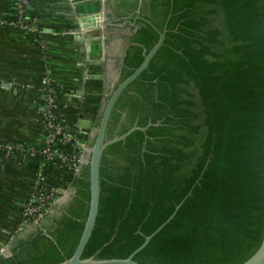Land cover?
Returning a JSON list of instances; mask_svg holds the SVG:
<instances>
[{
    "label": "trees",
    "instance_id": "obj_1",
    "mask_svg": "<svg viewBox=\"0 0 264 264\" xmlns=\"http://www.w3.org/2000/svg\"><path fill=\"white\" fill-rule=\"evenodd\" d=\"M15 1L0 26L23 19L30 27L27 5L19 14ZM129 1L112 9L132 23L114 88L159 32L164 39L111 111L107 139L138 128L103 150L98 212L82 257L126 258L174 213L136 262L237 264L258 246L264 223V0ZM52 85L61 120L64 89ZM16 151L0 155L10 160ZM62 170L71 177L66 201L13 233L0 264L52 263L74 253L89 208V166Z\"/></svg>",
    "mask_w": 264,
    "mask_h": 264
},
{
    "label": "crops",
    "instance_id": "obj_2",
    "mask_svg": "<svg viewBox=\"0 0 264 264\" xmlns=\"http://www.w3.org/2000/svg\"><path fill=\"white\" fill-rule=\"evenodd\" d=\"M14 2L0 0V15L9 14ZM26 5L32 17L29 28L0 26V144L20 148L10 160L0 155V247L15 232L38 171L46 185H57L61 191L68 190L66 181L71 180L65 170L36 157L44 136V97L37 81L47 75L64 89L59 97L65 106L62 122L85 145L86 163L88 142L114 81L109 82L112 67L117 62L119 73L124 53L110 25L103 29L102 40L92 33L89 44L72 33L79 13H96L101 0H27ZM120 49L123 53H116Z\"/></svg>",
    "mask_w": 264,
    "mask_h": 264
},
{
    "label": "water",
    "instance_id": "obj_3",
    "mask_svg": "<svg viewBox=\"0 0 264 264\" xmlns=\"http://www.w3.org/2000/svg\"><path fill=\"white\" fill-rule=\"evenodd\" d=\"M101 1H102V5L99 11H97L96 13H90V14H84V15H81L79 13L78 15L79 19L73 20L74 27L72 29V33L74 34V37L75 38L78 37L82 39L84 36V40L86 44L90 43V39L88 38H92L93 36L92 33L94 32L99 35L98 39L102 40L103 29L107 25H112L107 15L106 0H101ZM137 12H139V9L137 10ZM97 19H100L98 23L96 21ZM81 35L82 37H79ZM163 39H164V31L159 32L158 41L145 54L144 59L141 62V64L128 77L122 80L115 88H114L115 82L112 83V86L109 91L111 92V94L107 99L104 100V104H103L101 114H100L99 123H98V126H96L94 130L93 144L89 146V155H88L87 163L89 166L90 199H89L88 213H87V217L85 220L82 234L80 236V239L78 241V244L75 248L74 253L69 258H66L65 260H62V261L45 263V264H146V263L136 262L133 259L134 255L138 251H140L143 247H145V245L148 243L151 237L159 229H161V227L173 216L174 213L167 219L166 222L160 225L152 234H150L149 236H146L143 243L139 247H137L131 254H129L126 258H98V257H93V256L82 257V252L91 235V232L95 224L97 212H98L99 165H100V159H101L103 150L109 144L116 142L118 140L124 139L133 130L138 128L136 126L132 127L121 135L115 136L112 139H107L105 136V132H106V127H107V123H108L111 111L113 109V106L116 100L121 94V92L147 67L150 59L153 57V55L162 45ZM123 56H124V53H123ZM121 63H123V57H122ZM96 76L101 77V75H96ZM2 250L3 249H0V253L2 252ZM237 264H264V223H263L262 235H261L258 246L247 258H245L244 260H242L241 262Z\"/></svg>",
    "mask_w": 264,
    "mask_h": 264
},
{
    "label": "built area",
    "instance_id": "obj_4",
    "mask_svg": "<svg viewBox=\"0 0 264 264\" xmlns=\"http://www.w3.org/2000/svg\"><path fill=\"white\" fill-rule=\"evenodd\" d=\"M22 4L26 5L27 0H20V4L18 5L19 14L22 12ZM1 24L2 21H0ZM16 26L22 29L29 27L24 23L23 19H19ZM36 86L44 97V106L40 112V118L44 127L43 144L39 149V154L42 157L40 161L43 163L51 161V164L75 173L79 165L83 163L85 145L63 124L62 119L58 120L56 114L53 113V110L58 108V102L55 99L56 89L52 85L51 79L47 75H43L37 81ZM56 139L58 140L56 141ZM68 143L72 144L69 145ZM60 147L62 150H59ZM13 149L20 150V148L12 143L0 144V150L5 152V157ZM34 153L33 150L29 151V155H34ZM64 193V191H61L57 187H48L43 181L42 170L38 171L36 181L32 185V190L22 205L20 222L16 227V231H20L31 222L36 223L39 221L44 213L51 209L53 204L61 201ZM49 197L52 198L47 201ZM3 247L0 249H3Z\"/></svg>",
    "mask_w": 264,
    "mask_h": 264
},
{
    "label": "flooded vegetation",
    "instance_id": "obj_5",
    "mask_svg": "<svg viewBox=\"0 0 264 264\" xmlns=\"http://www.w3.org/2000/svg\"><path fill=\"white\" fill-rule=\"evenodd\" d=\"M118 4H119L118 0H111V6H110V3H109V6L106 4V6H107V15H108V17H109V19H110V21L112 23V25L109 26V29H110V32H112L113 35H114L113 38L119 39V43L121 44L122 48L125 49V47L127 46V43H128L127 35L130 34L129 27L125 26V24L128 23L130 25L132 23L129 22V20H128L129 16L128 15H123V16H120V17H116L115 16V12L112 9L117 8L120 11H123L125 9L124 6H119ZM119 43H118V46H119ZM108 95H109V92H108ZM65 201H66V199H64V202ZM15 232H18V231L15 230ZM13 235L14 234H12L10 236L9 240L13 239ZM7 243H5V246H8Z\"/></svg>",
    "mask_w": 264,
    "mask_h": 264
},
{
    "label": "rangeland",
    "instance_id": "obj_6",
    "mask_svg": "<svg viewBox=\"0 0 264 264\" xmlns=\"http://www.w3.org/2000/svg\"><path fill=\"white\" fill-rule=\"evenodd\" d=\"M117 41H119L118 39H117ZM115 53V52H114ZM116 53H120V54H122L123 53V50H116ZM117 75H118V68H117V62H114V66L112 67V72H111V74H110V80H109V82L110 81H113V83L115 82V80H116V78H117ZM112 79V80H111ZM64 195H63V197L61 198L62 200H64L65 199V197L69 194V190H64ZM61 200V201H62ZM60 201V202H61Z\"/></svg>",
    "mask_w": 264,
    "mask_h": 264
}]
</instances>
